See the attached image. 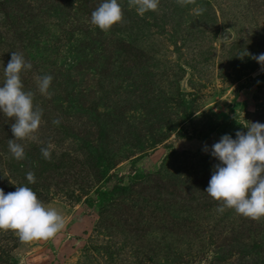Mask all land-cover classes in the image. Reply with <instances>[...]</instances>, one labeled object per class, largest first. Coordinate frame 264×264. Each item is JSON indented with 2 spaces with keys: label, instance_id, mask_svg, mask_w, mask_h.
<instances>
[{
  "label": "rangeland",
  "instance_id": "rangeland-1",
  "mask_svg": "<svg viewBox=\"0 0 264 264\" xmlns=\"http://www.w3.org/2000/svg\"><path fill=\"white\" fill-rule=\"evenodd\" d=\"M101 3L0 0V85L22 54L24 91L43 110L35 139L16 140L23 160L0 112V189L28 186L66 221L28 243L0 230V264H264V217L217 210L206 189L220 161L204 150L264 124V70L239 56L264 53V0H159L143 16L118 0L108 31L91 23Z\"/></svg>",
  "mask_w": 264,
  "mask_h": 264
},
{
  "label": "clouds",
  "instance_id": "clouds-1",
  "mask_svg": "<svg viewBox=\"0 0 264 264\" xmlns=\"http://www.w3.org/2000/svg\"><path fill=\"white\" fill-rule=\"evenodd\" d=\"M177 3L184 6L195 3V0H177ZM158 5L159 0H129V6H135L141 16L149 10H157ZM203 11L199 9L198 14ZM122 18L118 0H103L92 12L91 23L108 31ZM228 32L230 29L221 37L225 45L230 40ZM239 56L241 59L250 56L264 70V53L252 55L245 50ZM32 67L22 54L11 52V59L4 67V83L0 85V112L15 121L11 124L14 139L8 140V148L17 160L25 158V149L16 140L35 139L33 134L39 129L43 115L42 109L34 108V93L25 92L21 80L22 70H31ZM52 81L53 76L49 74L38 77V91L50 96ZM53 123L59 125L60 120H53ZM246 127L248 132L238 131L236 139L226 134L211 149L205 146L204 150L220 161L214 166L206 193L222 202L217 209L219 212L234 209L238 214L259 220L264 217V124L253 122ZM52 148L51 142L41 147L44 159H51ZM26 179L34 184V172H27ZM65 226L64 216L41 202L30 187L17 186L15 192L7 194L0 189V230L14 231L22 243L53 238Z\"/></svg>",
  "mask_w": 264,
  "mask_h": 264
},
{
  "label": "trees",
  "instance_id": "trees-1",
  "mask_svg": "<svg viewBox=\"0 0 264 264\" xmlns=\"http://www.w3.org/2000/svg\"><path fill=\"white\" fill-rule=\"evenodd\" d=\"M219 253H220V252H219ZM219 253H218V254H219Z\"/></svg>",
  "mask_w": 264,
  "mask_h": 264
}]
</instances>
